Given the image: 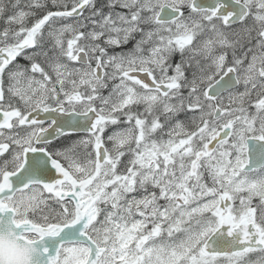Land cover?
Segmentation results:
<instances>
[{
    "label": "snow or ice",
    "instance_id": "snow-or-ice-1",
    "mask_svg": "<svg viewBox=\"0 0 264 264\" xmlns=\"http://www.w3.org/2000/svg\"><path fill=\"white\" fill-rule=\"evenodd\" d=\"M0 264H264V0H0Z\"/></svg>",
    "mask_w": 264,
    "mask_h": 264
}]
</instances>
